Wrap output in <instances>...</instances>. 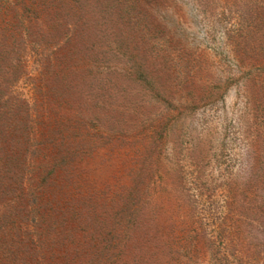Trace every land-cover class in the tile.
<instances>
[{
  "label": "rangeland",
  "instance_id": "obj_1",
  "mask_svg": "<svg viewBox=\"0 0 264 264\" xmlns=\"http://www.w3.org/2000/svg\"><path fill=\"white\" fill-rule=\"evenodd\" d=\"M0 264H264V0H0Z\"/></svg>",
  "mask_w": 264,
  "mask_h": 264
}]
</instances>
